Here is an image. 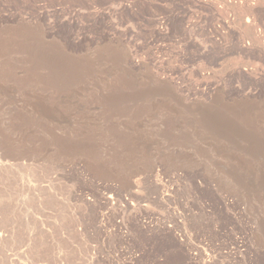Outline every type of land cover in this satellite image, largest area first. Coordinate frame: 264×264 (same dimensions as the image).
Returning <instances> with one entry per match:
<instances>
[{
    "label": "rangeland",
    "instance_id": "1",
    "mask_svg": "<svg viewBox=\"0 0 264 264\" xmlns=\"http://www.w3.org/2000/svg\"><path fill=\"white\" fill-rule=\"evenodd\" d=\"M0 144V264H264V0H0Z\"/></svg>",
    "mask_w": 264,
    "mask_h": 264
},
{
    "label": "bare ground",
    "instance_id": "2",
    "mask_svg": "<svg viewBox=\"0 0 264 264\" xmlns=\"http://www.w3.org/2000/svg\"><path fill=\"white\" fill-rule=\"evenodd\" d=\"M248 27V26H247ZM250 28V27H249ZM121 62L123 63V65H125V66H127L128 65V62H129V58H128V56H123L122 58H121ZM114 67V66H113ZM125 68V67H124ZM128 69V68H127ZM91 74V73H90ZM101 74V73H100ZM112 74V73H111ZM96 76V75H95ZM85 77V76H84ZM147 77L149 78V80L152 82V83H158L159 81H160V79H159V77H157V76H155V75H153V74H148L147 75ZM115 78V77H114ZM68 79V78H67ZM70 79V78H69ZM75 79V78H74ZM98 79V78H97ZM95 80H96V78H95ZM106 80V79H105ZM104 81V80H103ZM88 82V81H87ZM79 83V82H78ZM86 83V82H85ZM85 83H83V84H85ZM97 83V82H96ZM95 83V84H96ZM100 83V82H99ZM77 84V83H76ZM90 84V83H89ZM89 84H88V86H89ZM70 85V84H69ZM106 85V84H105ZM80 86V85H79ZM85 86V85H84ZM91 86H93L92 84H91ZM102 86V85H101ZM70 90H71V88H70ZM89 91V90H88ZM101 91V90H100ZM104 91V90H103ZM52 92V91H51ZM68 92H69V90H68ZM85 92V91H84ZM56 93V92H55ZM61 93V92H60ZM76 93V92H75ZM87 93V92H86ZM95 93H97V92H95ZM99 93V92H98ZM104 93V92H103ZM54 94V93H53ZM63 94V93H62ZM80 94V93H79ZM91 94V93H90ZM102 94V93H101ZM51 95V94H50ZM35 96V95H34ZM37 96V95H36ZM53 96V95H52ZM88 96V95H87ZM97 96V95H96ZM51 97V96H50ZM74 97H75V95H74ZM98 97V96H97ZM63 98H64V96H63ZM38 99V98H37ZM51 99V98H50ZM49 99V100H50ZM73 99V98H72ZM75 99V98H74ZM41 100V99H40ZM56 100H58L57 98H56ZM63 100H67V99H63ZM70 100V99H69ZM77 100V99H76ZM91 100V99H90ZM74 101V100H73ZM114 101V100H113ZM30 102H31V100H30ZM49 102H52V101H49ZM54 102V101H53ZM52 102V103H53ZM56 102V101H55ZM75 102V101H74ZM96 102V101H95ZM40 103V102H39ZM57 103H59V102H57ZM68 103V102H67ZM92 103V102H91ZM108 104H109V102H107ZM116 103H117V101H116ZM27 104V103H26ZM35 104H37V103H35ZM34 104V105H35ZM61 104V103H60ZM101 104V103H100ZM52 105V104H51ZM66 105V104H65ZM76 105V104H75ZM78 105V104H77ZM115 105V104H114ZM47 106V105H46ZM59 106V105H58ZM71 106V105H70ZM74 106V105H73ZM37 107V106H36ZM69 107V106H68ZM77 107H81V106H77ZM61 108V107H60ZM82 108V107H81ZM75 109V110H74ZM78 108H66L65 110H63V109H57V108H52L51 107V109H48V108H45V107H40L39 106V108L37 109V110H35L36 111V113H38V115L40 116V117H43V118H46V119H49V123L50 124H52V126H62L64 123H66L67 121L69 122L70 121V117L71 116H73V114H75V112H78V110H77ZM82 112H84V110H82ZM30 113V112H29ZM97 113V112H96ZM81 114V113H80ZM92 114H93V112H92ZM83 115V114H82ZM84 115H85V113H84ZM88 115V114H87ZM204 115V114H203ZM76 116H77V114H76ZM92 116V115H91ZM116 116V115H115ZM203 117V116H202ZM207 121H208V124H209V126H211V129L215 132V131H219L220 132V136L221 137H224V138H227V140H230L231 142H233L235 139L232 137L233 135H230V132H231V130H230V128L232 127V125H231V127L229 128V127H227V126H225V125H223V124H220L219 122H217L213 117H204ZM78 119V118H77ZM76 119V120H77ZM37 120V119H36ZM42 120V119H41ZM102 120V119H101ZM72 121V120H71ZM118 121V120H117ZM221 121V120H220ZM43 122V121H42ZM73 122V121H72ZM206 122V121H205ZM114 123V122H113ZM223 123V122H222ZM41 124V123H40ZM48 124V123H47ZM72 124V123H71ZM103 125V124H102ZM105 125V124H104ZM65 126V125H64ZM68 126H69V124H68ZM87 127V126H86ZM206 127V126H205ZM236 127V126H235ZM38 128H40V127H38ZM47 129V128H46ZM237 129V128H236ZM53 130V129H52ZM88 130H89V128H88ZM198 130V129H197ZM208 130V129H207ZM211 130V131H212ZM234 130H235V128H234ZM54 131V130H53ZM59 131V130H58ZM68 132V131H67ZM209 132V131H208ZM51 133V132H50ZM56 133V132H55ZM61 133H63V132H61ZM65 133V132H64ZM147 133V132H146ZM238 133H240L239 132V130H238ZM53 134V133H52ZM215 134V133H214ZM54 135V134H53ZM64 135V134H63ZM217 135V134H216ZM50 137H52V136H50ZM98 137V136H97ZM236 137V136H235ZM238 137V136H237ZM219 138V137H218ZM246 140V139H245ZM229 141V142H230ZM77 143V142H76ZM85 143V142H84ZM247 143V142H246ZM78 144V143H77ZM249 144H250V142H249ZM248 144V145H249ZM1 145V144H0ZM76 145V144H75ZM73 146V143H72V146H67V149H70V150H72L73 151V153H75V154H78L80 151H76V150H78V149H76V146ZM232 145H234V143L232 144ZM256 145V144H255ZM254 145V146H255ZM87 146V145H86ZM157 146V145H156ZM250 146V145H249ZM101 147V146H100ZM190 147V146H189ZM256 147H257V145H256ZM259 148H261L260 146H258ZM250 148H252V147H250ZM258 148V149H259ZM45 150V149H44ZM75 150V151H74ZM181 150V149H180ZM83 151V150H82ZM70 153V152H69ZM72 154V153H71ZM102 155V154H101ZM77 156V155H76ZM75 156V157H76ZM97 156V155H96ZM78 157V156H77ZM53 158V157H52ZM186 159V158H185ZM74 160V159H73ZM72 160V161H73ZM189 160H191V159H189ZM195 162V161H194ZM190 163V162H189ZM192 163V162H191ZM78 164V163H77ZM197 164H198V162H197ZM73 165H75V164H73ZM194 165V164H193ZM139 172H141V171H139L138 169H135V170H131L129 173H128V175H129V177H132V176H135V175H137ZM248 172V171H247ZM231 174V173H230ZM216 175V174H215ZM241 175V174H240ZM239 174H238V176H240ZM249 175V174H248ZM231 176V175H230ZM237 176V175H236ZM243 177V176H242ZM147 178V177H146ZM238 178V177H237ZM240 178V177H239ZM245 177H243V179H244ZM212 179V178H211ZM232 179H233V177H232ZM235 179V178H234ZM242 179V178H241ZM247 179V178H246ZM140 180H142V177H139V178H137V180H135V182H133V181H131V186L132 187H136V186H138V184H139V182H140ZM227 180V179H226ZM231 181V180H230ZM247 181V180H246ZM239 182V181H238ZM242 182V181H241ZM245 183V182H244ZM141 184V183H140ZM249 184V183H248ZM247 185V184H246ZM140 186V185H139ZM238 187V186H237ZM236 187V188H237ZM244 187V186H243ZM252 187V186H251ZM239 188V187H238ZM246 189L247 188H249V186L248 187H245ZM244 189V188H243ZM229 190V189H228ZM233 194H234V192H233ZM249 195V194H248ZM133 197L134 196H132V200H133ZM130 198V197H129ZM131 199V198H130ZM235 200V199H234ZM126 202H128V201H126ZM140 202V201H139ZM174 217L176 216V215H173ZM179 217V216H178ZM177 217V218H178ZM176 218V219H177ZM175 221V220H174ZM177 221V220H176Z\"/></svg>",
    "mask_w": 264,
    "mask_h": 264
}]
</instances>
